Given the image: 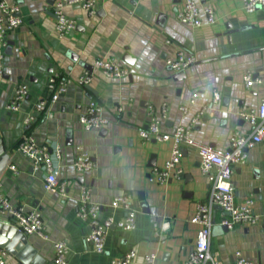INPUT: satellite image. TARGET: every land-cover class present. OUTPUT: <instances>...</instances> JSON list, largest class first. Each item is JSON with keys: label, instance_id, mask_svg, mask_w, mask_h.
Instances as JSON below:
<instances>
[{"label": "crops", "instance_id": "crops-1", "mask_svg": "<svg viewBox=\"0 0 264 264\" xmlns=\"http://www.w3.org/2000/svg\"><path fill=\"white\" fill-rule=\"evenodd\" d=\"M4 1L18 7L22 23L7 34L11 45L6 47L0 77V137L6 147H13L0 183L11 205L24 204L41 213L48 233L47 239L27 235V243L44 259L43 264H55L56 241L67 244L65 264H110L130 250L136 253L132 264H144L147 254L156 256L155 264H185L198 230L191 217L196 204L208 199L211 183L200 172L196 147L189 144L181 146L179 178L151 181L150 169L163 166L171 143L143 139L139 131L147 127L151 108L163 132L182 125L190 129L191 139L216 149H228L235 132L250 133L253 126L239 112L260 105L264 84L247 88L243 74L249 71L264 80V10L258 7L248 13L241 0H193L200 10L212 4L216 15L214 24L194 27L176 18L185 0H99L93 14L81 5H65L63 11L76 20V27L59 38L53 10L58 0ZM230 30L234 32L228 38ZM178 51L195 58L184 69L183 79H174L179 70L166 62ZM74 55L91 71L73 61ZM97 59H113L129 73L122 78L106 77L94 66ZM86 72L93 75L91 82L78 83L77 78ZM54 73L69 80L66 89L48 103L45 112H38L36 103L50 98L47 84ZM19 83L27 86L28 93L19 110L10 111L7 104ZM214 91L220 96L216 102ZM89 101L99 105L108 120L105 127L85 130L79 122ZM164 103L166 113L161 118ZM182 106L186 112L180 110ZM29 115L35 117L25 123ZM25 135L40 145L51 141L61 145L56 165L59 180L66 183V195L47 191L45 169L17 151ZM77 146L91 155L94 165L88 171L78 172L73 166ZM246 154L245 163L234 166V196L236 202L252 199L258 220L224 230L220 225L224 213L214 207L210 249L219 264H234L236 251L255 264H264V139L246 149ZM152 158L153 167L148 165ZM81 186L88 187L91 201L101 206V219L124 218L123 208L111 206L112 199L122 194L130 196L137 211L133 229L111 224L102 253L85 238L89 222L76 214ZM140 198L147 204L145 212ZM0 217L4 220L8 215ZM0 261L22 264L1 249Z\"/></svg>", "mask_w": 264, "mask_h": 264}, {"label": "built area", "instance_id": "built-area-1", "mask_svg": "<svg viewBox=\"0 0 264 264\" xmlns=\"http://www.w3.org/2000/svg\"><path fill=\"white\" fill-rule=\"evenodd\" d=\"M99 0H58L55 2L54 14L56 16L54 31L59 38L71 33L76 27V20L66 15L63 11L65 5H81L91 14L95 12V3ZM141 2L143 0H131ZM242 9L248 13L255 11L258 7L264 10V0H241ZM18 7L10 5L4 0H0V77L4 72L6 57L7 34L17 28L22 23V18L17 15ZM176 18L188 25L199 27L203 24H214L216 22L215 9L212 4L206 3L201 10L193 0H185L181 8L176 12ZM169 42V40H167ZM195 58L184 51H178L174 58L167 59L169 67L175 71L184 70L189 67ZM100 73L106 77L122 78L129 71L119 67L113 59H97L94 63ZM93 75L86 72L77 78L80 84H89ZM69 80L59 78L54 73L48 79V88L51 91L48 100H41L35 105V110L45 112L49 102H55L59 95L66 89ZM243 81L247 88L253 84H264V80L255 77L247 71L243 74ZM28 90L25 84L19 83L13 90L11 98L7 104L10 111L19 110L22 101L27 96ZM196 96V94H194ZM219 93L213 92V102L219 100ZM205 107L199 114L191 120L194 124L203 113ZM182 112L187 111L186 106L180 107ZM165 103L161 106V118L165 117ZM47 114H50L47 112ZM239 115L253 126V130L248 134L233 133L229 138V147L226 150L216 149L209 144H202L190 138V129L178 125L171 132H163L159 126V117L153 109H149L150 120L146 128L139 131L143 139L154 138L158 141L170 142V155L161 167H153L149 172V179L154 182L163 183L171 178H179L182 175L181 146L183 144L193 145L197 149L199 158V169L202 175L208 176L211 189L208 199L205 202H198L191 217V222L198 225L196 241L193 249L188 254L185 264H219L214 258L210 249V239L212 227L214 225L215 206L223 211L220 225L232 229L236 224L252 225L257 222L258 216L252 209L253 201L250 198L242 202H236L234 187L232 184V173L234 166L245 163L246 149L253 147L256 143L264 139V98L257 108H243ZM34 115H29L25 123L34 119ZM79 122L85 130L101 129L106 126L108 120L101 115L99 105L94 101H89L86 110L80 116ZM17 151L21 152L33 161L34 166L43 167L46 175L44 178V188L50 192H56L64 196L67 193L66 183L58 178V168L56 161L62 155L61 145L56 141L46 144H37L31 135H25L17 144ZM77 156L73 162L76 171L83 172L90 170L94 163L91 155L81 146L76 147ZM113 208H123L126 214L123 219L115 221L111 217L99 218L101 206L90 199V189L81 186L79 205L76 211L77 217L86 220L90 224V230L86 235V240L92 244L93 249L102 253L104 251L105 232L115 224L118 228L131 230L136 223V209L132 206L130 196L126 194L115 196L111 201ZM7 214V219H12L18 231L31 235L35 234L43 239L48 238L46 226L41 213L36 208H27L24 204L11 205L4 194L0 183V216ZM167 228V226H165ZM54 263L65 264L67 261L68 247L64 241H56L53 245ZM136 253L130 250L120 257L111 259L110 264H132L135 261ZM156 256L147 254L144 256V264H155ZM0 264H3L0 261ZM234 264H255L246 259L239 251L235 252Z\"/></svg>", "mask_w": 264, "mask_h": 264}, {"label": "water", "instance_id": "water-1", "mask_svg": "<svg viewBox=\"0 0 264 264\" xmlns=\"http://www.w3.org/2000/svg\"><path fill=\"white\" fill-rule=\"evenodd\" d=\"M232 32H234V30L228 31V38ZM7 45L9 48L11 44L7 42ZM125 59L128 60L127 56H125ZM72 60L78 62L79 65H82L83 67L90 69L91 71V66L89 67L82 61L78 60L77 55L72 56ZM172 77L174 79H183L185 77V72L184 70H179ZM87 88L90 89L89 87ZM68 133L69 132H67V135ZM12 148L13 147H6L4 141L0 137V174L10 160L9 152ZM148 165L151 167L155 165L153 158L149 161ZM140 201V206L143 211H147V204L145 203L143 198H140ZM218 208L220 209V207ZM223 228L224 230H226V226H223ZM26 237L27 234H24L17 230V228L13 224L12 219L9 218L3 220L0 217V249L15 255V257L22 264H43L45 262L44 259L39 257L36 249L32 245L27 243Z\"/></svg>", "mask_w": 264, "mask_h": 264}]
</instances>
